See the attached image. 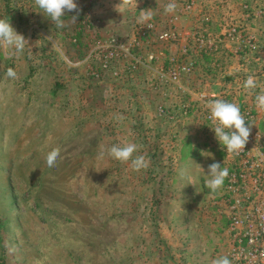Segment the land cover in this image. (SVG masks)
Here are the masks:
<instances>
[{
    "label": "rangeland",
    "instance_id": "obj_1",
    "mask_svg": "<svg viewBox=\"0 0 264 264\" xmlns=\"http://www.w3.org/2000/svg\"><path fill=\"white\" fill-rule=\"evenodd\" d=\"M76 2V22L66 13L57 28L35 0H0L29 45L0 48V264H241L227 178L211 192L199 167L230 173L234 162L204 102L251 110L264 91V0H175L173 13L169 0ZM146 9L150 28L138 23ZM261 113L250 123L264 149ZM122 142L139 146L147 169L97 158ZM51 149L61 158L50 169Z\"/></svg>",
    "mask_w": 264,
    "mask_h": 264
},
{
    "label": "clouds",
    "instance_id": "obj_2",
    "mask_svg": "<svg viewBox=\"0 0 264 264\" xmlns=\"http://www.w3.org/2000/svg\"><path fill=\"white\" fill-rule=\"evenodd\" d=\"M35 4L39 12L50 19L57 28L64 27L62 18L65 17L66 13H75L70 18L72 22L77 20L78 9L76 0H35ZM176 8L175 0H169L164 6V12L173 13ZM154 14L151 9L142 11L138 17V23L150 28V22ZM164 35L166 36L167 34L165 33ZM26 45L29 46L27 40L14 29L9 18L0 17V48H3L4 52L11 56L23 52ZM5 75L9 79L17 78V73L13 68H8ZM258 87V82L252 76H249L243 83V88L248 92ZM201 99L205 100L204 97H201ZM254 104L256 108L264 111V91L255 94ZM204 108L208 113L207 118L211 122V127H208L213 131L215 140L227 153L238 155L241 150H244L248 142L253 123H250L242 115L239 105L233 102L223 99H207L204 102ZM138 149L139 146L134 142L112 144L110 147L101 146L97 158L102 160L108 157L121 163L130 162V167L133 171L147 169L149 160L141 154L133 155L138 152ZM205 152L207 154L204 156L212 157L211 152ZM60 158V151L51 149L45 154L46 166L50 169L54 168ZM199 167L207 177L205 186L211 192H216L220 189L229 175L228 168L222 167V163L219 162L209 164L206 173L201 165ZM212 264H231V261L226 255L217 256L212 260Z\"/></svg>",
    "mask_w": 264,
    "mask_h": 264
},
{
    "label": "built area",
    "instance_id": "obj_3",
    "mask_svg": "<svg viewBox=\"0 0 264 264\" xmlns=\"http://www.w3.org/2000/svg\"><path fill=\"white\" fill-rule=\"evenodd\" d=\"M241 113L251 121L250 109L244 108ZM259 137L251 128L244 150L232 154L234 162L225 183L230 255L241 264L264 261V149Z\"/></svg>",
    "mask_w": 264,
    "mask_h": 264
},
{
    "label": "crops",
    "instance_id": "obj_4",
    "mask_svg": "<svg viewBox=\"0 0 264 264\" xmlns=\"http://www.w3.org/2000/svg\"><path fill=\"white\" fill-rule=\"evenodd\" d=\"M216 82H219V83H215V81L213 82H211V84L212 85H214V87H216L218 90V92L220 93V90H222V88H223V82H222V80H219V81H216ZM194 97H192V96H190V100L192 101V99H193ZM181 100V99H180ZM182 101V100H181ZM180 101V102H181ZM191 103V102H190ZM251 106V110H252V112H253V116L255 115L256 117H259V116H261V111L262 110H259L258 108H256L255 107V104H252V105H250ZM241 107H243V105H241ZM255 127H256V130H258L259 132H261L262 134H263V136H264V128H259V125H256L255 124ZM264 140V139H263Z\"/></svg>",
    "mask_w": 264,
    "mask_h": 264
}]
</instances>
